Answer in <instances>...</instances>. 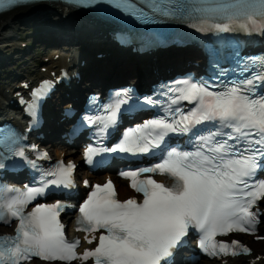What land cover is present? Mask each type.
Wrapping results in <instances>:
<instances>
[{
	"label": "snow or ice",
	"instance_id": "6c2138e0",
	"mask_svg": "<svg viewBox=\"0 0 264 264\" xmlns=\"http://www.w3.org/2000/svg\"><path fill=\"white\" fill-rule=\"evenodd\" d=\"M21 2L0 0V9ZM76 2L108 3L144 24L176 21L217 34H264V0H139L144 7L138 6L136 0ZM257 79L264 80V75L232 81L221 91L210 90L215 85L206 81H181L180 87L171 90L177 95L164 109V115L127 129L114 147L86 149L89 163L101 152L136 155L161 149L163 155L154 166L121 173L143 195L142 202L118 200L110 180L94 186L79 207L77 230H104V234L99 236L95 249L85 250L82 255L76 252L80 241H68L64 235V225L59 221L61 203L36 204L25 212L49 185L70 187L74 164L61 161L43 172L39 187L5 189L14 195L0 196V222L10 224L12 219H18L19 224L15 236H0V264H23L32 257L67 264L77 259H93L94 264H168L190 229L200 233L198 247L206 253H250L239 241L229 243L216 238L233 232L254 234L260 222V213L252 211L264 200V179H256L257 172L264 169V95L257 97L253 92ZM129 99L127 92L116 93L111 103L101 106L106 116H86V122L98 124V135L103 137L115 126L121 106ZM180 101L193 107L187 111L171 107ZM144 103L154 105L156 101L145 98ZM205 122H212V128H197ZM170 134H190L192 150L168 148L166 139ZM16 143L9 138L8 151L26 158L22 147H12ZM31 163L35 167V162ZM149 173L169 175L174 183L165 185L150 176L141 178ZM95 239L93 236L88 243Z\"/></svg>",
	"mask_w": 264,
	"mask_h": 264
},
{
	"label": "bare ground",
	"instance_id": "6f19581e",
	"mask_svg": "<svg viewBox=\"0 0 264 264\" xmlns=\"http://www.w3.org/2000/svg\"><path fill=\"white\" fill-rule=\"evenodd\" d=\"M55 9L58 10V12H57L58 15L55 13H52L50 11H46V12H43L39 16L25 17L24 15H26V11H30V10L26 9L21 13L19 12L21 10H14V11L7 13L3 16H0V64L1 63L5 64V63H8V61L13 60V57L9 56L11 54H8V51H9V49L12 50V48L14 47L13 45H15V46L20 45L19 40L14 42V39H16V37H17L15 35V32H16L15 30L19 29L17 27L19 25H27V24H25V22H34V24H36L38 22V20H42L43 22H39L36 25L38 26V28L41 27L40 30L45 29V31H48L49 27L51 25L60 27L58 29L60 31H62V33L61 34L59 33L58 35L62 39H59L57 36H55V37H57V39H55V42L57 43L59 41L63 46H67V44H68L65 37H69V38L74 39L73 36L77 35V38L79 39V38H83L85 36L90 35L92 38L93 34L91 35V33H92L91 29L86 27L82 22H81L82 24L79 23L81 27L78 26L79 24L77 25V23H75V21H77V20H83L82 14H80L78 16H72L71 11L64 9L62 6L61 7L55 6ZM49 17H50V19H52V21L49 20ZM44 18H47V21H49V24H51V25H47L48 22L44 23ZM65 18H67V19H65ZM78 27H80L81 29L84 28V31L87 28H88V30L86 33H82V31L77 30ZM93 30L95 31L96 29L93 28ZM12 32H14V33L10 34ZM78 32H80V33L78 34ZM49 35L54 36L53 33H49ZM48 37H50V36H48ZM48 39H51V38H48ZM51 40H53V39H51ZM8 42H14V43L7 44ZM79 44L82 45V43H76L75 44L76 48H78ZM101 45H102L101 43H96L95 45L92 44V46H94L93 49L96 48V50H97V48H101V49H108L109 48L110 49V50H108V53H110L108 56V59H107V61H105L103 63V65L107 64V63H109V64H108L106 69H104V70H102L103 68L100 69L95 75L93 73V78H100L101 77L102 79L105 78V79H110L112 81V80H118L119 78L120 79H127V77H129L130 75L143 74L142 84H148V79L150 77L149 75L151 73H153V71L155 69L160 70L162 68L180 67L182 65H185L186 59L188 58L185 56H188L190 54V52H192L191 50H188V49H186V50L172 49V50L160 51L159 53H157L153 56L135 57V56L129 55L128 52H124L122 50L114 48L113 46L103 44V47H100ZM87 47H90V48H87ZM86 48L90 54H91V52H94V50L91 48V46H86ZM5 51H7V52H5ZM14 52H15V50H14ZM59 54H61L60 59L57 61H54V63L61 64V63L65 62L67 64V58L68 57L69 58L71 57V59L74 58L69 52H66V53L65 52H59ZM14 55H17V54L14 53ZM17 58L18 57H16V59ZM74 59H76V58H74ZM74 59H73V61H75ZM90 65H97V64L93 63ZM107 74H109V77H106ZM4 77H6V76H4ZM132 80H134V82H136L137 78L132 77ZM5 94L6 93H4V95ZM0 102H1V99H0ZM56 152L58 153L59 149H56ZM119 185L124 186V182L119 180ZM126 194L127 193H122L123 196H126ZM53 264H63V263H53ZM234 264H239V261L235 262ZM261 264H264V261Z\"/></svg>",
	"mask_w": 264,
	"mask_h": 264
},
{
	"label": "rangeland",
	"instance_id": "374dc122",
	"mask_svg": "<svg viewBox=\"0 0 264 264\" xmlns=\"http://www.w3.org/2000/svg\"><path fill=\"white\" fill-rule=\"evenodd\" d=\"M33 23L34 22H31L29 24L25 23L27 25H19V26H17L19 29L15 30L16 31L15 35L17 37H16V39H14V42L19 40L20 43L24 42V43H27L28 45H33V46L31 47V49L29 51H26L25 55H23L24 58L22 60L16 59V57H18L20 55L19 53L17 55H13L12 54L13 52L11 51V49H9L8 54H11L9 56H12L13 59L15 58L17 61L12 60V61H8V63H5L4 65L0 64V94L5 92V88L9 87L11 79L13 80L14 78H16L15 76H17V74H28V72L30 71V68L26 69L28 67V65L22 64V61L24 59H29L33 63L37 62L39 65L40 60H42L43 56L45 57L50 52H55V51L60 50V49H58V47L46 46L47 43L38 42V41L34 42L33 36L30 35L34 32V29L31 27V25ZM13 33L14 32H12L10 34H13ZM17 46H19V45H17ZM5 52H7V51H5ZM39 67H41V66H39ZM34 68L35 67L32 65L31 69H34ZM4 76H6V77H4Z\"/></svg>",
	"mask_w": 264,
	"mask_h": 264
}]
</instances>
